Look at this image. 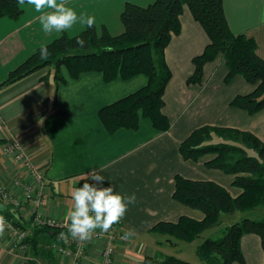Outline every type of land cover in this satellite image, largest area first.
Returning a JSON list of instances; mask_svg holds the SVG:
<instances>
[{
    "label": "crops",
    "instance_id": "0c3cea01",
    "mask_svg": "<svg viewBox=\"0 0 264 264\" xmlns=\"http://www.w3.org/2000/svg\"><path fill=\"white\" fill-rule=\"evenodd\" d=\"M60 3L66 5L65 1ZM223 8L231 32L253 39L257 56L264 59V23L261 22L264 0H223ZM40 16L27 17L19 24L10 18L0 20V84L37 48L48 43L45 41L50 39V34L36 49L33 47L32 27ZM180 25V34L171 39L165 50L172 75L163 97V113L170 123L166 132H157L148 120L141 118L136 130L120 129L108 134L98 119L100 108L143 87L146 84L143 76L105 84L97 73L71 78L61 68L60 79L44 70L0 88V139L5 140L0 145V187L15 199H22L24 187L12 188V178L16 177L23 185L32 183L23 165H15L3 151L15 140L22 144L28 160L45 180L41 210L52 219L70 223L69 212L74 209L72 189L82 187L87 181L95 183L87 180L86 174L99 173L105 178L102 186L112 185L121 195L135 193V204L129 205L120 221L127 232L132 230L135 234L130 236L128 244L116 245L113 264H142L145 258L163 255L146 242L155 234L150 230L157 224L176 223L182 217L203 219L201 212L173 199L176 176L212 181L232 195L239 194L231 187L232 176L205 167L212 156L198 161L182 159L179 144L194 129L205 125L238 129L264 142V110L249 116L229 106L236 95L249 94L253 86L241 77L225 84L227 69L221 56L204 65L200 85L186 84L194 70L192 59L203 52L208 39L187 9L180 17ZM1 204L6 207L9 220L29 228L27 216L9 202ZM31 237L32 242L22 254L3 233L0 264H61L50 250L55 240L52 235L34 236L32 232ZM244 246H251L254 251L248 258L243 253ZM92 247L98 252L101 243L96 242ZM241 250L245 264H255L253 255L257 264H264L258 236H243Z\"/></svg>",
    "mask_w": 264,
    "mask_h": 264
},
{
    "label": "trees",
    "instance_id": "16d2710c",
    "mask_svg": "<svg viewBox=\"0 0 264 264\" xmlns=\"http://www.w3.org/2000/svg\"><path fill=\"white\" fill-rule=\"evenodd\" d=\"M184 9L189 11L208 39L203 52L192 59L194 70L186 84L200 85L204 65L221 56L227 69L225 84L234 77H241L247 84L255 86L247 95H236L230 106L249 115L263 111L264 59L257 56L253 39L231 32L223 0H153L146 7L126 2L120 15L122 33L113 36L104 28L102 34L97 35L93 26L74 37L62 35L45 45L50 53L46 60L40 58L42 47L37 48L9 73L0 88L51 67L56 79L61 78L60 69L66 67L71 78L97 73L105 84L143 76L146 79L143 87L100 108L98 119L108 134L120 129L136 130L141 118L148 120L157 132H166L170 123L163 113V97L172 75L165 60V50L171 39L181 32L180 17ZM22 12L17 0H0V20L17 19ZM78 39L85 41L83 47L77 45ZM215 139L221 141L213 142ZM4 142L0 139V145ZM248 151L256 155L250 156ZM179 154L187 161L212 156L205 167L232 176L231 187L239 194L232 195L212 181H192L176 176L173 199L201 212L203 219L182 217L176 223H159L150 232L192 242L206 230L220 225L224 214H253L226 226L219 239H205L196 253L203 264H245L241 239L253 234L258 236L264 255V142L249 132L203 126L194 129L179 144ZM32 232L34 236L55 234L48 229ZM31 239L30 234L26 241L28 245ZM32 246L35 249L36 245L32 243ZM142 264L190 263L173 256L158 255L145 258Z\"/></svg>",
    "mask_w": 264,
    "mask_h": 264
},
{
    "label": "built area",
    "instance_id": "2783aa9c",
    "mask_svg": "<svg viewBox=\"0 0 264 264\" xmlns=\"http://www.w3.org/2000/svg\"><path fill=\"white\" fill-rule=\"evenodd\" d=\"M4 153L11 157L15 163H21L26 167L32 183L24 187V196L21 200L15 199L9 191L0 187V203L9 202L10 205L27 216L29 228L17 226L9 220L6 215L0 213L8 222L5 233L10 239V244L25 254L28 249L27 239L33 230L48 229L54 234V242L50 245V250L60 260L61 264H113L116 245L119 243L128 244L131 237L122 239L127 232L121 222L114 224L107 232L97 228L93 231L91 239L86 241L73 240L68 234L67 225L64 221L52 219L43 214L41 210L42 198L45 194V180L40 173L29 167L30 161L24 153V148L19 141L9 142L3 149ZM34 167V166H33ZM91 184L90 181H87ZM22 182H12L11 187H20ZM65 233L67 239L61 238L60 234ZM101 243L100 251L96 252L92 245Z\"/></svg>",
    "mask_w": 264,
    "mask_h": 264
},
{
    "label": "clouds",
    "instance_id": "9594fccd",
    "mask_svg": "<svg viewBox=\"0 0 264 264\" xmlns=\"http://www.w3.org/2000/svg\"><path fill=\"white\" fill-rule=\"evenodd\" d=\"M20 6H34L37 12L43 9H51L53 11L46 12L40 16V23L45 33L53 30L62 32L70 29L77 22L86 24L88 28H92L95 18L91 16H77V13L71 8L66 7L63 3L58 4L57 0H17ZM264 23V15L261 17ZM77 45L83 47L85 41L78 39ZM50 55L46 46L40 49V58L46 60ZM67 74V68L62 69ZM86 179L95 183H83L82 187H74L72 189V200L74 201V209L69 212V221L67 225L68 234L73 240L81 242L91 239L93 231L97 228L103 232H107L112 226L125 216L129 205L136 202L135 193L130 195H121L116 192L113 186L103 187L105 178L99 173L86 174ZM8 222L3 216H0V236L3 235ZM132 230L124 234L122 239L134 235ZM61 238L67 239L65 233L60 234Z\"/></svg>",
    "mask_w": 264,
    "mask_h": 264
},
{
    "label": "rangeland",
    "instance_id": "374dc122",
    "mask_svg": "<svg viewBox=\"0 0 264 264\" xmlns=\"http://www.w3.org/2000/svg\"><path fill=\"white\" fill-rule=\"evenodd\" d=\"M63 1H65L66 7L71 8L72 10H74L77 13L78 17H80L82 15L86 16V17L87 16L94 17L95 18L94 28L96 30L97 35H101L103 32V29L106 28L108 30V32L113 36L119 35L120 33L123 32V26L121 24L120 15H121V12L123 11V8H124L126 2H129L131 4H134V5H137L140 7H146L153 2V0H57V3H60ZM31 7H33V9H31ZM21 9L24 12H22L21 15L17 19H13V20H15V21H12L13 23L18 22V24H19V22L25 21L26 19H28L27 17L36 18L37 16H40L41 14L43 15L44 13L50 12V10H51V9L45 8L41 12H37L35 10V7L30 6V5L21 6ZM35 22H36V24L34 25V27H32V29L34 30V33H32V40L34 41L35 45L33 44V47L35 49L37 48V46H39L40 43L42 44V40H45V39L47 40V38H48L47 34H50L49 35L50 39H48V41H45L48 43H45L44 45H42L40 47H43V46L51 43L53 40L59 38L62 35H66L68 37L77 36L83 30H85L87 28L86 24H81V23L77 22L73 25L72 28L64 30L62 32H57V31L53 30L50 33H45L43 31L42 25L40 23V18L38 20H36ZM31 43H32V41L29 42V44H31ZM46 71H49L52 76L54 75V68L53 67L46 69ZM2 80H6V79L4 78ZM191 85H193V84H191ZM107 87H110V86L108 85ZM254 88H255V86H253V90H254ZM229 106H230V103H229ZM242 112H244V111H242ZM260 112H262V111H260ZM260 112H258V113H260ZM258 113H256V114H258ZM256 114H254V115H256ZM247 115H249V114H247ZM249 116H253V115H249ZM205 126L224 128V129H232V128L219 127V126H215V125H205ZM234 130H238V129H234ZM239 131H241V130H239ZM220 141H219V139H215L213 142H220ZM248 154L250 156L256 155L253 151H248ZM14 164L17 165L16 163H14ZM18 164L20 166L23 165L21 163H18ZM30 166L34 170H36L38 173L41 174L40 170H37L36 167L34 168L31 163H29V167ZM23 168L26 170V167L24 165H23ZM28 177L30 178L31 176L28 175ZM12 181L13 182H20V180L17 179L16 177L12 178ZM21 185L23 187H26V185H23V184H21ZM44 187H46V185H44ZM23 196H24V192H23ZM246 216L252 217L254 215L253 214L242 215L240 213H235L233 215L224 214L221 216L220 225L206 230L204 233H202V235L199 238H197L196 240H194L192 242H183L180 240H176L175 238H171V237H168L165 235H160V234H153L151 236L152 238L146 239V242L152 244L153 246H156V249L159 250L158 252L165 255V256H173L177 259L186 261L190 264H203V263H201V261L199 260V258L197 256V253H196L197 247L200 244H202V242L207 238H212L215 240L219 239V237H221V235H222L221 234L222 230L226 226H229L231 224H235V223L239 222L242 218H246ZM4 233H5V231H4ZM169 239L173 241L172 242L173 245H170L168 243ZM258 249H259V247H258ZM250 250H251V252H250ZM243 253H244L245 257L248 258L250 254L254 253V251H253L251 246L249 248L244 246ZM252 259H253V262L255 264H257V259H256L255 255L252 256Z\"/></svg>",
    "mask_w": 264,
    "mask_h": 264
},
{
    "label": "water",
    "instance_id": "95a60500",
    "mask_svg": "<svg viewBox=\"0 0 264 264\" xmlns=\"http://www.w3.org/2000/svg\"><path fill=\"white\" fill-rule=\"evenodd\" d=\"M5 210H6V207L3 206V205L0 203V213H3Z\"/></svg>",
    "mask_w": 264,
    "mask_h": 264
}]
</instances>
